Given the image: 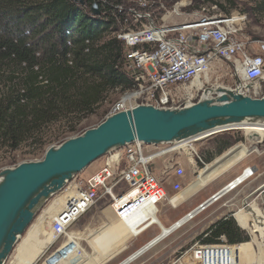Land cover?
<instances>
[{
	"label": "rangeland",
	"instance_id": "obj_1",
	"mask_svg": "<svg viewBox=\"0 0 264 264\" xmlns=\"http://www.w3.org/2000/svg\"><path fill=\"white\" fill-rule=\"evenodd\" d=\"M121 1L110 0L112 3H121L125 9L133 6L138 9V7H136V5H138L137 0ZM160 1L166 8L165 10L153 9L152 22L155 24L173 25L183 22H193L199 14H203L198 13L203 7L205 8L204 12L209 14H222L226 16L235 11L245 13L247 20L243 28L242 36L249 41L248 49L251 53H260L264 57V8L260 3L262 0H213L212 4L203 3L200 0H179L182 3L185 2L184 6L181 7L180 15L165 13L166 10H169L173 6L176 0ZM138 10L141 13L144 11L141 8ZM119 14H121L119 17L122 20L115 28V33L112 32L115 36L118 32L125 30L130 24L131 26H139V23H141L140 21H134L127 12ZM164 14H167V16H163ZM108 35H111V33ZM121 45L124 49L122 42ZM242 80L243 68L238 55L231 58L221 57L214 59L210 63L209 70L205 74H201L195 81L169 86L167 91L173 97V101L164 107L179 108L191 105L201 98L205 88H212L220 85L225 88L235 89L236 84ZM184 84L185 86H183ZM257 85L261 91L256 97L264 96V81L261 80L257 82ZM120 87L121 86L115 87V89L113 88L112 90L109 89L105 94V98L100 100L95 105L93 112L88 115L84 114L82 116V114H72L69 116H62L59 120L45 126L40 135L34 136V139L32 137L26 140L14 150L0 146V170L5 167L17 165L23 161L39 160L49 146L58 145L62 141L99 124L108 116L107 112L110 106L116 103L125 94V91L131 92L134 88V84L131 81V86L125 89H121ZM185 91H191L193 93V97L190 100L191 102H187L190 97L185 100L182 98ZM139 104L144 103L137 101L136 105L133 107ZM70 126H73L74 130ZM247 134L248 130L240 126L210 136L195 138L192 144L189 143V147L191 148L188 151L192 158L194 153L193 149L198 155V157L195 156L197 158L194 157L196 159L195 166L190 163L188 154L181 148L180 152L174 149V151L157 156L152 161L150 165L152 172L167 193L166 197L159 203L157 213L159 222L165 226L172 225L173 222L175 223L178 221L187 211L212 195L211 192L219 189V186H221L226 178L235 171L242 170L244 167L251 165L255 168V172L253 176L245 180L236 190L226 193L218 201L213 202L194 218L185 222L180 227H177L171 234L128 264H192L190 254L186 250L197 241L200 243L203 242V239L207 235L205 233L206 230L220 219L222 214L223 216H231L236 225L244 231L245 235L248 237L247 240L240 242L243 243L241 248V263L247 264L246 260L249 256H252L253 259L256 258L257 250L253 240V234L250 233L248 229L240 227L237 222H241L238 212L240 208L243 207V202L255 204L264 214V185L259 189L257 188L264 184V136L260 142H257L248 139ZM230 138L243 139H239L233 143L231 142L228 148L218 154V146L223 141ZM172 144H174V142L146 145H152L149 147L152 150H161ZM109 155V153L105 154L93 161L90 165L73 176L72 180L66 183L59 191L54 193L36 212L33 220L21 236L25 234L26 230L33 222L40 218L44 210H46L56 198L67 197L69 192H66V188L69 187V184L72 185L75 182L79 185L78 180H82L80 184L84 185V181L90 175L98 172L99 169L105 165V159ZM120 162L121 165L119 168L126 165L124 156H121ZM220 162H224L222 168H220ZM233 162L234 164H232ZM177 164L183 167V174L181 176H176L173 173V167ZM229 165L231 166L228 167ZM110 166L114 167V164L110 163ZM227 167H233V169L214 182L223 171L221 173L219 172ZM89 172L93 173L88 175ZM199 173L200 177L205 180L203 184L209 181L200 188L194 184V179L197 178ZM175 181H179L183 186L177 191L172 190ZM118 188L121 190L128 188V186L126 183L122 182L119 184ZM100 191L101 190H99V192ZM95 205L96 206L89 211L83 213L76 223L68 229L70 230L69 237L72 240V242L69 243H65L67 241L66 236L55 243L51 242L52 244L47 241L46 238L49 234L48 226L50 220L46 219L44 216V229L48 233L40 241L39 248L41 249H39V253L35 255L39 256V258L37 260L34 258L31 264H118L161 231L160 226L153 224L142 233L140 232L138 235L134 236L121 222L115 220L113 211L109 205V199L106 196L100 197ZM88 217L89 219L87 220L86 218ZM245 218L246 221L250 220L249 223H253L250 218L246 216ZM83 225L86 226V233L90 232L88 236H85V234L81 236L80 233L74 231L82 228ZM250 228H252V226H250ZM21 236L17 239L4 264H9L14 248L20 242ZM75 238H77V240ZM78 240H80L79 244L77 242ZM225 241L227 240L225 239ZM237 243L239 244V242ZM32 256L33 255L30 254L29 258Z\"/></svg>",
	"mask_w": 264,
	"mask_h": 264
},
{
	"label": "built area",
	"instance_id": "obj_2",
	"mask_svg": "<svg viewBox=\"0 0 264 264\" xmlns=\"http://www.w3.org/2000/svg\"><path fill=\"white\" fill-rule=\"evenodd\" d=\"M99 2L101 6H111L114 12H127L134 21L141 22L139 26H128L116 35L123 43L124 70L133 82L134 88L131 92L125 91V94L110 106L108 116L132 109L137 101L155 107H164L173 101V97L167 91L169 86L193 82L209 70L210 63L214 59L231 58L235 55L240 57L243 68V80L236 84V91L248 96L259 95L261 90L257 82L264 76V57L260 53H251L248 49L249 41L242 36L247 20L245 13L235 11L223 16L205 13L203 7L200 12L198 11L203 14H199L193 22L166 25L152 22L153 9L166 8L160 0H137L136 7L143 9L142 13L135 6L125 9L121 3L107 0ZM184 4L185 2L176 0L165 13L180 15ZM66 34H69V31H66ZM189 97L187 102H191L193 97L191 91H185L182 95L184 100ZM193 141L189 139L188 143L192 144ZM178 144L168 145L161 150H152L149 148L152 145L133 141L109 153L105 165L98 172L90 175L84 181V185L80 184L82 180H78L79 185L75 182L69 184L70 188L67 187L65 191L74 193L66 197L61 210L49 219L48 227L52 243L65 236L67 237L65 243L72 242L68 229L83 213L93 208L102 196L109 199L115 219L123 221L129 227L133 226L131 221L139 211L147 208L158 209L159 203L167 193L157 181L150 165L159 155L174 149L180 152ZM193 152L192 164L195 166V158L198 155L194 149ZM121 156H124L126 165L119 168ZM110 163H113L114 167H111ZM254 172L253 166L244 167L238 175L187 211L181 218H185L184 222L194 218L226 193L236 190L245 180L253 176ZM173 173L181 176L183 167L179 164L175 165ZM239 176L243 177L239 179ZM122 182L126 183L128 188L119 190L118 186ZM181 187H183L182 183L175 181L172 190L177 191ZM80 240L77 241L78 244ZM237 244L228 243L224 237H220V240L211 243L197 241L186 251L190 254L192 264H243L240 263ZM247 264L258 263L252 261Z\"/></svg>",
	"mask_w": 264,
	"mask_h": 264
},
{
	"label": "trees",
	"instance_id": "obj_3",
	"mask_svg": "<svg viewBox=\"0 0 264 264\" xmlns=\"http://www.w3.org/2000/svg\"><path fill=\"white\" fill-rule=\"evenodd\" d=\"M99 1L0 0L1 147L14 150L62 116L93 112L109 89L131 86L121 42L112 34L121 14ZM93 2L98 15L89 12ZM239 139L223 141L218 152ZM204 181L199 173L194 184ZM205 233L203 242L221 235L229 243L248 239L231 216Z\"/></svg>",
	"mask_w": 264,
	"mask_h": 264
},
{
	"label": "water",
	"instance_id": "obj_4",
	"mask_svg": "<svg viewBox=\"0 0 264 264\" xmlns=\"http://www.w3.org/2000/svg\"><path fill=\"white\" fill-rule=\"evenodd\" d=\"M76 1L83 4V0ZM89 11L98 15V4L92 3ZM263 122L264 96L251 97L225 87L205 88L201 98L191 105L166 108L139 104L49 146L39 160L3 168L0 170V264H4L41 206L73 176L105 154L133 141L155 145ZM257 137L247 134L250 140Z\"/></svg>",
	"mask_w": 264,
	"mask_h": 264
},
{
	"label": "bare ground",
	"instance_id": "obj_5",
	"mask_svg": "<svg viewBox=\"0 0 264 264\" xmlns=\"http://www.w3.org/2000/svg\"><path fill=\"white\" fill-rule=\"evenodd\" d=\"M262 81H264V76L262 77ZM217 87H222V86L217 85L210 89L215 90ZM251 97H256V96H251ZM241 127L247 129L248 134H255L256 136H258L257 138H253L252 140H256L257 142H260V140H262L264 136V122L263 123H245L241 125ZM192 140H195V139H192ZM169 143H172V142H169ZM174 143H179L178 145L180 146V148L188 154L190 163H193V158L190 156V152H188L191 148L189 147L188 140L174 141ZM242 177L243 176H239L238 178L241 179ZM219 189H217L216 191H218ZM73 193H74L73 191H70L67 196H70ZM97 202L98 200L96 201V203ZM246 209L250 211H246ZM157 213H158L157 208H152V209L147 208V209H143L139 211L134 217V219L131 221L133 225L131 227H129L123 221H117L115 219L117 222H121L127 228V230L134 236L138 235L140 232L144 231L146 228H149V226L153 224H157L161 228V231L157 235H155L152 239H150L147 243H145L139 249H137L136 251L128 255L124 260L120 261L118 264H128L132 262L134 259H136L140 255L145 253L151 247H153L158 242H160L162 239H164L169 234H171L173 230H175L177 227H180L181 225L185 223L184 222L185 218L180 217L178 221H176L175 223L173 222V224L170 226L162 225L161 222H159L158 220ZM147 215L149 216L146 217ZM238 215H239L241 222H237V224L244 229H248L249 232L253 234L254 236L253 240L255 242L256 250H257L256 258L253 259L252 256H249L246 262L249 263V262L254 261L258 264H264V214L263 212L261 211L259 207H256L255 204L253 203L247 204L246 202H243V207L240 208ZM245 216L250 218L253 221V223L252 224L249 223L250 220L246 221ZM250 226H252V228H250ZM254 232H257V233H254ZM220 237H224V236L221 235ZM220 237H219V240H220ZM46 239L49 243L52 242V237L50 234L47 235ZM242 244L243 243L237 244V249L240 252V263H241Z\"/></svg>",
	"mask_w": 264,
	"mask_h": 264
},
{
	"label": "crops",
	"instance_id": "obj_6",
	"mask_svg": "<svg viewBox=\"0 0 264 264\" xmlns=\"http://www.w3.org/2000/svg\"><path fill=\"white\" fill-rule=\"evenodd\" d=\"M224 151V150H223ZM218 154H220L218 152ZM106 160V159H105ZM237 161V160H235ZM221 164V167L223 166L224 162H220ZM234 164V162L232 163ZM231 164V165H232ZM231 165H229L228 167H230ZM227 167V168H228ZM225 168V169H222L219 173H222L214 180V182L216 180H218L220 177L224 176L225 174H227L230 170L233 169V167L231 168ZM227 169V170H226ZM225 170V171H224ZM95 171V170H94ZM93 171V172H94ZM93 172H89L88 175L92 174ZM241 172V170H238V171H235L232 175L228 176L226 178V180L221 184L224 185L226 182H228L230 179L233 178L234 175H238L239 173ZM218 173V174H219ZM217 174V175H218ZM216 175V176H217ZM214 176V177H216ZM213 177V178H214ZM212 178V179H213ZM211 179V180H212ZM209 182V181H207ZM207 182H205L204 184L200 185V187H202L203 185H205ZM219 186V187H221ZM198 188V189H199ZM258 188V187H257ZM256 188V190H257ZM213 193V192H211ZM210 193V194H211ZM209 194V195H210ZM208 196V195H207ZM206 196V197H207ZM65 197H59V198H56L52 203L51 205L48 206V208L46 210H44V212L42 213V215L40 216V218H38L35 222H33L29 228L26 230L25 234L23 236L20 237V242L16 245V247L14 248V252L10 258V261H9V264H31L33 259L35 258V260H37L39 258V256H35L37 253H39V244H40V241L41 239L48 233L45 229H44V216L46 219H50L55 213H57L60 209V207L64 204V201H65ZM96 206V205H95ZM246 211H250V210H247ZM221 217H224L223 214ZM220 218V217H219ZM87 220L89 219L86 218ZM159 220V219H158ZM112 221V220H111ZM151 226V225H150ZM149 226V227H150ZM85 228V229H84ZM147 229V228H146ZM145 229V230H146ZM72 231V230H71ZM75 232H78L80 233V235H84L85 236H88L90 234V232L86 233V226L83 225L82 228H79L77 230H74ZM143 232V231H142ZM141 232V233H142ZM83 239V238H82ZM35 253V254H33ZM30 254H32L33 256L31 258L30 257ZM41 255V253H40ZM29 259V260H28Z\"/></svg>",
	"mask_w": 264,
	"mask_h": 264
}]
</instances>
